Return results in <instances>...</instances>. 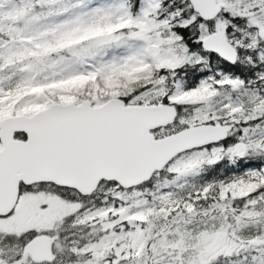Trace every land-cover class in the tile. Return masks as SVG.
Here are the masks:
<instances>
[{
    "label": "snow or ice",
    "instance_id": "snow-or-ice-1",
    "mask_svg": "<svg viewBox=\"0 0 264 264\" xmlns=\"http://www.w3.org/2000/svg\"><path fill=\"white\" fill-rule=\"evenodd\" d=\"M0 264H264V0H0Z\"/></svg>",
    "mask_w": 264,
    "mask_h": 264
}]
</instances>
